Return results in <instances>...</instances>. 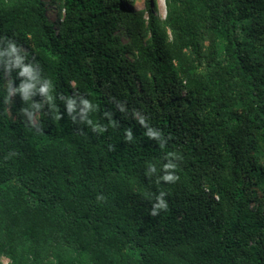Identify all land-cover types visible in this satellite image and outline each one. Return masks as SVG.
<instances>
[{
    "label": "trees",
    "instance_id": "16d2710c",
    "mask_svg": "<svg viewBox=\"0 0 264 264\" xmlns=\"http://www.w3.org/2000/svg\"><path fill=\"white\" fill-rule=\"evenodd\" d=\"M51 2L0 0V264H264V0Z\"/></svg>",
    "mask_w": 264,
    "mask_h": 264
},
{
    "label": "rangeland",
    "instance_id": "374dc122",
    "mask_svg": "<svg viewBox=\"0 0 264 264\" xmlns=\"http://www.w3.org/2000/svg\"><path fill=\"white\" fill-rule=\"evenodd\" d=\"M48 4L47 6V14L50 18H55L56 17V12H57V8H56V4L54 2H51V0H45ZM130 6L135 7V8H142L144 6V0H126ZM155 2V8L157 11V14L163 18L165 15V4H164V0L161 3L160 0H154ZM124 40L126 39L125 37H123ZM9 112L11 113V110H9ZM1 263L5 264L6 263V259L2 258L1 259Z\"/></svg>",
    "mask_w": 264,
    "mask_h": 264
},
{
    "label": "clouds",
    "instance_id": "9594fccd",
    "mask_svg": "<svg viewBox=\"0 0 264 264\" xmlns=\"http://www.w3.org/2000/svg\"><path fill=\"white\" fill-rule=\"evenodd\" d=\"M166 168H176L177 166L176 165H172V164H169V165H166L165 166ZM164 180L166 181H169V182H176L179 177L177 175H172V174H167L163 177ZM164 193H161L160 195H163ZM157 199V203H155L153 206H152V209L150 211V215L152 216H156L158 215V212H157V209H162V210H167L168 209V204L166 201H164L163 199L160 198V196H157L156 197Z\"/></svg>",
    "mask_w": 264,
    "mask_h": 264
},
{
    "label": "bare ground",
    "instance_id": "6f19581e",
    "mask_svg": "<svg viewBox=\"0 0 264 264\" xmlns=\"http://www.w3.org/2000/svg\"><path fill=\"white\" fill-rule=\"evenodd\" d=\"M160 2L162 3V2H163V0H160Z\"/></svg>",
    "mask_w": 264,
    "mask_h": 264
}]
</instances>
